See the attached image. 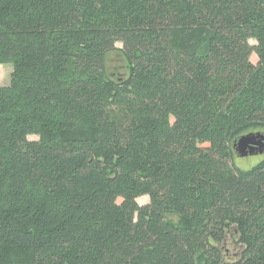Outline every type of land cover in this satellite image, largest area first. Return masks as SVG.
<instances>
[{"label": "trees", "instance_id": "trees-1", "mask_svg": "<svg viewBox=\"0 0 264 264\" xmlns=\"http://www.w3.org/2000/svg\"><path fill=\"white\" fill-rule=\"evenodd\" d=\"M0 63V264H264V0H0Z\"/></svg>", "mask_w": 264, "mask_h": 264}, {"label": "rangeland", "instance_id": "rangeland-1", "mask_svg": "<svg viewBox=\"0 0 264 264\" xmlns=\"http://www.w3.org/2000/svg\"><path fill=\"white\" fill-rule=\"evenodd\" d=\"M255 42V40H251ZM122 43L118 42L116 44V48L109 51L106 55V70L107 74L110 77L114 78H127L129 75V63L125 58L122 52ZM256 56H254L255 59ZM11 66L9 70L8 66ZM13 72V64L12 63H0V85L8 86L11 82V74ZM264 133L263 131H260ZM263 153V154H261ZM264 158V151H254L253 154H249L247 156H241L237 151L235 152V156L233 158L234 164L241 169H249L257 164ZM150 201L149 195H143L138 198L139 205L146 204ZM168 217L171 220L176 221L178 219L177 212L175 210H171L168 214ZM236 234L235 231L232 230L227 239L224 242L223 250L225 254L226 261H232L238 259L241 246L236 244Z\"/></svg>", "mask_w": 264, "mask_h": 264}, {"label": "water", "instance_id": "water-1", "mask_svg": "<svg viewBox=\"0 0 264 264\" xmlns=\"http://www.w3.org/2000/svg\"><path fill=\"white\" fill-rule=\"evenodd\" d=\"M236 151L241 156H247L253 154L254 151L263 152L264 151V135L261 133H249L242 136L235 143Z\"/></svg>", "mask_w": 264, "mask_h": 264}, {"label": "clouds", "instance_id": "clouds-1", "mask_svg": "<svg viewBox=\"0 0 264 264\" xmlns=\"http://www.w3.org/2000/svg\"><path fill=\"white\" fill-rule=\"evenodd\" d=\"M8 68H9V70H10V69H11V66L9 65ZM32 138H33V137H29V139H32Z\"/></svg>", "mask_w": 264, "mask_h": 264}]
</instances>
